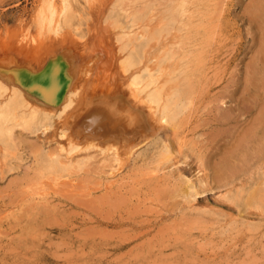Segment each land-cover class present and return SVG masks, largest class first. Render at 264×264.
Here are the masks:
<instances>
[{
	"label": "rangeland",
	"instance_id": "1",
	"mask_svg": "<svg viewBox=\"0 0 264 264\" xmlns=\"http://www.w3.org/2000/svg\"><path fill=\"white\" fill-rule=\"evenodd\" d=\"M49 1L0 0V50L13 46L17 55L14 46L25 44L50 58L56 54L61 60L49 70L58 83L64 65L79 80L77 103L88 92L108 110L133 112L136 117L126 114L127 122L133 120L123 129L127 143H139L137 102L144 103L124 79L132 70L121 69L127 49L111 13L118 3L131 15L152 4L155 25L180 0H80L83 20L74 27L83 36L69 25L59 34L53 24L42 25ZM184 4L185 20L169 25L161 39L176 53L169 65L182 69L184 91V110L167 125L171 159L163 152L161 132L160 140L143 141L120 170L111 168L117 170L112 180L110 162L103 163L94 149L95 158L78 171L42 175L39 159L66 141L58 134L61 124L52 137L34 126L16 128L12 139L0 141V264H264V0ZM11 53L7 57L14 59ZM33 66L42 71V65ZM37 82H30L33 90ZM35 89L37 94L46 88ZM92 107L83 109L78 122L96 117ZM146 118L149 136L158 119ZM53 119L50 114V124ZM89 136L100 144L113 141L103 130ZM188 179L196 184L189 197Z\"/></svg>",
	"mask_w": 264,
	"mask_h": 264
},
{
	"label": "bare ground",
	"instance_id": "2",
	"mask_svg": "<svg viewBox=\"0 0 264 264\" xmlns=\"http://www.w3.org/2000/svg\"><path fill=\"white\" fill-rule=\"evenodd\" d=\"M83 1L85 4H88L92 0ZM184 2L185 0H180V2L177 3L178 5L176 8L168 7L166 5L168 8H166L163 16L160 15L161 17H159V23H156L160 24L159 26H155L156 24L152 25V22L155 19V7L152 4H150L144 11H138L136 12V14L131 15L125 9H123L121 3H118L116 6L114 5L115 7L113 8L111 13V16L118 22L119 27L122 29H120L122 32H120L121 38L123 40L122 46L127 49V55L121 61L122 65L120 64L121 69L124 72H128L130 69L132 70L129 78L128 76H126L127 74L124 75L125 73H123V75L125 76L124 79L127 77L126 79L130 80L131 83L129 86L132 89V94H136L137 97L140 96L138 97V100L141 99L144 103L142 104L140 102H137V108L138 110H140L139 114H141V128H139L138 134L143 138V140H141L137 144L127 143V138L125 137V132L127 131L124 132L123 128L127 120L129 121V119L126 118V114L129 113L128 117H130L133 112L131 113L129 112V110L127 111L128 113H126L118 108V106L116 108H114V106L112 109L110 108L108 110L106 107H104L106 103H103V101L101 100L95 99V95H91L88 92L86 93V95H84L83 99L79 101V103H77L76 96L78 94V87H80L78 83H76V81H79L76 79L77 77L75 78L76 81H74L72 76L66 72L64 65H61L60 69L62 68V76H64V79L66 80L61 77V83H58L59 77L54 74V71L53 73H51V70L53 69H51L52 67L50 66L54 63L56 66H58V61L61 60V58L56 56V54H54L55 56H53L52 58H50L51 56L47 57L46 52L45 54H43V49H39V51H37V49H34L32 46L26 47V45L24 44L17 48L16 46H14L15 54L19 55L20 57H25L28 60L32 59V63L28 62V64H22L23 62L20 60V57L17 55H12L11 53L12 51L10 50L11 48L13 49V46H9L8 49L12 55V58L14 59H10V57H7L9 55V52L6 49L2 48V50H0V141L6 143L10 139H12L14 137L16 128L26 130L31 128L32 126L35 127V130L42 129L41 131H43L49 137H52L57 133V126L61 124L58 127V134L60 135V137L65 138L66 141L62 143L58 147V149L56 148L55 151L48 152V154L45 156L46 158L39 159L41 160L39 173H41L42 175L47 173L62 174L67 171H71L74 169L77 170L85 167L86 165H89L88 163L95 156L90 152V150L92 149H94L96 152H99V155L103 156L102 159L100 158V160H103V163L108 161L110 162L108 164L110 166V170H120L123 166V163L127 161L133 154L138 152L137 149L140 147L139 145H141L143 141L145 142V140H148L149 138H151L153 142L158 139L160 140L161 132L164 136L163 139L161 138V140L163 141V144H161L163 145V152L166 153V157L168 159H171L174 147L170 138L172 136H170L169 133L171 131L168 130L167 125L170 123V121L172 122V120L176 118L177 115L183 112L185 104L182 97L184 91L182 90L181 82L178 80L180 73H182V69L177 67L175 68V65H169V63H171V61L175 59L176 53L173 47L171 48L169 43L162 42L161 39L164 37V33L169 30L167 29L169 25L173 27L174 24L177 23V21L183 22L185 20L184 17L186 12ZM262 7L264 8V6ZM176 15H178L179 17ZM82 20L83 14L82 10L80 9V0H61L59 2L51 0L48 2L46 9L43 10L41 15L42 25H45L46 23H49L50 25L53 24V27H55V31L58 34L65 25H69L70 27L72 26L74 28L75 32L79 36H83L84 33L80 30V27H74L76 26V21L81 23ZM139 23H144L145 26L141 28L140 25L142 24H140L138 25V28L133 29V25ZM65 34V36L68 38V33ZM121 38L119 37V39ZM32 41L28 42L32 43ZM65 43L67 42H64V45ZM5 46H7V44ZM77 46H75L76 49H80V46L82 45H80L78 48ZM66 48L69 49L70 47ZM201 48H203V46ZM80 52L78 54H80ZM198 58L199 56L196 55L194 59ZM48 62L49 65H47ZM34 63H38L40 64V66L42 65V67L46 65V69L43 71L41 67L40 69L42 71L38 72L33 66ZM49 67L51 70H49ZM134 67H136L135 70H133ZM79 72H81V70ZM82 72L79 73L80 76ZM56 73L59 75L58 72ZM39 77H43L42 82H39ZM84 79L86 80L85 77ZM36 81H38L37 85L33 84L34 86L36 85L35 88H46L42 92L39 91L37 94L34 91L36 89L34 88L33 90V87H30V85ZM30 82L32 83L30 84ZM125 90L128 94V89ZM128 98L129 97H127V99ZM42 104L46 106H53L52 110H47L48 108L44 109V106L41 107ZM89 105L93 106L92 113H94L96 117L87 121L86 124H81L78 121L83 117V109ZM119 111L124 112L125 115L124 113H120ZM65 112H67V115L65 116L63 121L59 120L60 118L58 117H61ZM50 114L54 118L53 124H50L48 120ZM148 114L151 115L154 120L158 119V123H155V126L152 124L154 127H151V133L149 136L147 134V130H149L150 128V123L146 118ZM134 117L136 116L134 115ZM132 120L133 118H130V122ZM96 130H103L104 133L107 132L108 135H111L113 141L111 140L110 142L105 144L96 142L93 138H91L92 136H89L96 133ZM99 134L97 133V135ZM80 135H84V137L81 138ZM106 137H104V139ZM121 139L122 141H120ZM130 139L131 138H129V140ZM116 171L112 170V172H110V179H114L113 177H117V174L115 173ZM186 183L188 184L185 195L187 197L193 196L196 188L195 182L191 179H188L186 180ZM42 200H46V197H43Z\"/></svg>",
	"mask_w": 264,
	"mask_h": 264
}]
</instances>
